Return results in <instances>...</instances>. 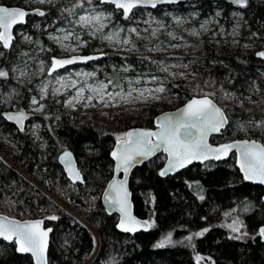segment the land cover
<instances>
[{"label":"trees","instance_id":"1","mask_svg":"<svg viewBox=\"0 0 264 264\" xmlns=\"http://www.w3.org/2000/svg\"><path fill=\"white\" fill-rule=\"evenodd\" d=\"M0 5L32 7L29 0H0ZM102 5L122 25L128 24L123 11ZM191 5L200 23L214 17L218 24H213V30L202 39L193 40L198 48L188 58L192 60L188 71L175 80L177 86L170 91L174 103L161 112L174 110L193 96H209L228 118L226 128L212 136L210 143L256 140L264 145V61L258 57L264 49V0H246L243 7L233 0H186L146 11L153 15H160L163 9L186 13ZM143 11L134 9L131 17ZM41 12L43 16H29L15 34L26 32L36 49L46 48L40 59L49 65L58 51L44 38L42 29L53 21L61 24L64 12L58 3ZM36 23L39 31L32 28ZM17 46L15 40L9 49L0 45V71L8 72L17 57ZM89 49H82V54H89ZM28 52L25 48L23 54ZM112 57L105 55L98 62ZM91 62L83 66L89 67ZM7 77H0V154L14 166L0 155V196L6 197L5 203L0 202V214L21 220L42 219L52 228L48 264H85L88 260L89 264H264L260 237L264 186L244 180L234 153L227 160L192 164L166 177L160 174L165 162L162 154L135 168L129 184L134 212L149 222V229L133 235L121 233L118 217L107 214L100 200L113 175L110 153L117 137H124L131 128L154 129L153 120L160 110L150 109L143 121H127L126 113L119 112L107 121L79 122L70 117L62 101L46 98L43 113L35 119L39 135L33 139L4 119L11 109V100L4 96ZM210 84L218 85L232 101L229 112L216 100L215 92L210 94ZM15 90L22 95V102L35 94L26 84H17ZM247 100L253 104L246 105ZM67 149L77 160L82 184H70L59 165L58 157ZM33 184L46 186L54 199L63 198L59 190L67 185L66 196L76 215L63 210ZM53 216L56 219H49ZM228 224L239 230L231 231ZM169 234L171 242L159 247ZM0 264L34 263L29 255L17 253L15 242L0 240Z\"/></svg>","mask_w":264,"mask_h":264},{"label":"rangeland","instance_id":"2","mask_svg":"<svg viewBox=\"0 0 264 264\" xmlns=\"http://www.w3.org/2000/svg\"><path fill=\"white\" fill-rule=\"evenodd\" d=\"M29 1L32 3L31 10L41 11L53 3H58L64 12L61 24L53 21L42 29L44 38L58 51L57 56L53 57L82 55V49L88 46L90 49L87 55H103L102 58L92 61L89 67L77 65L49 75L51 63L45 65L40 59V55L44 54L46 48L36 49L31 42L32 37L26 32L18 31L15 34V42L18 45L15 51L18 53V58L16 57L15 63H12L7 72L8 77H6L9 82H6L7 92L4 96L5 100L13 101V103L9 101L10 111H19L17 106H22L24 109L21 110L29 114L25 132L33 139H37L39 135L40 125L35 119L43 113L46 98L62 101L70 117L79 122L107 121L111 114L119 112L126 113L127 121H143L146 120L150 109L160 110L161 113V110L173 105L175 97L170 91L177 86L174 83L175 80L184 77L192 62L188 58L198 48L193 40L202 39L204 33L209 34L213 30V24H218L214 17L200 23L195 12L191 10L193 5L186 13L175 9H163L160 15H153L145 9L141 14L131 17V12L128 24L124 26L115 19L111 10L103 8L100 0H92L91 4L87 0H45L44 3L38 0ZM81 2L83 7H76ZM92 9L95 10L94 13ZM98 13H103L106 17L103 20L106 26L100 31L76 23L80 15ZM38 26L39 23H36L32 28L39 31ZM130 28H136L137 32L130 33L128 31ZM154 30L155 35H153ZM65 35L69 36L67 40L63 39ZM107 35H112L111 41L103 38ZM125 39H128L130 43L124 44ZM25 48H29L26 55L23 54ZM109 54L113 55L112 59L107 58L103 62H98ZM162 67H167L168 71H160ZM153 77L157 79L153 81ZM137 79L140 80L139 84H129L130 80ZM58 80H62L63 84L57 83ZM73 81H75V87H73ZM101 83L107 85L106 90L102 92L91 90L99 88ZM17 84L19 86L26 84L35 91V94L28 101L22 102V95L15 90ZM158 87H163L164 92L154 91ZM208 87L212 92L210 94L214 95L213 92H215L216 100L229 112L233 103L227 95L218 85L210 84ZM132 88L136 91H131L129 94ZM42 89L45 91L42 92ZM80 89H83L84 98L77 103L79 98L76 93ZM144 89L153 91H144ZM255 95L258 96V93ZM88 97H92L90 102ZM33 98L37 100L36 104L32 103ZM69 100H72V104H68ZM249 100H252L251 97ZM248 104L253 103L247 100L246 105ZM1 156L7 164L13 165L5 156ZM15 169L27 178L17 167ZM55 183L58 184L59 181ZM33 186L48 198L54 199L46 186L37 184ZM60 189L59 192L63 198L54 200L63 210L75 216V210L70 207L66 196L68 186H61ZM5 200V195L0 196V202L5 203ZM78 220L86 225L80 218ZM227 227L233 231L235 226L228 224ZM89 228L96 239V232L90 226ZM89 263L90 260L85 264Z\"/></svg>","mask_w":264,"mask_h":264},{"label":"snow or ice","instance_id":"3","mask_svg":"<svg viewBox=\"0 0 264 264\" xmlns=\"http://www.w3.org/2000/svg\"><path fill=\"white\" fill-rule=\"evenodd\" d=\"M40 3H44L45 0H38ZM89 4L92 0H87ZM101 3L114 4L116 8L123 10L125 19L129 18V13L137 7H152L155 8L157 3H175L176 0H100ZM234 3L239 4L241 7L245 6L246 0H233ZM76 7H83V3H78ZM93 13L94 9L91 10ZM39 15L43 16V12H39ZM27 13L19 8L9 9L7 7H0V41L3 42L4 47H8L12 36L10 35L11 27L16 23H23ZM106 17L103 13L80 15L76 23L83 27L95 28L96 31L102 30L106 25L103 20ZM110 18V17H108ZM179 23V21H177ZM98 25V27H96ZM63 31V29L61 30ZM130 33H136V28L128 29ZM195 34V33H193ZM118 35V33L116 34ZM155 35V30L153 31ZM52 39L59 40L58 37H51ZM68 35H65L63 39L67 40ZM112 40V35L103 37ZM124 44L130 43L128 39L123 41ZM261 57H264V52L258 53ZM99 57L87 56V57H74L71 59H54L51 63L49 75L52 72H56L58 68H63L68 64H73L78 61L86 62L88 60L98 59ZM186 67V66H185ZM160 71L167 72V67L160 68ZM89 75V74H85ZM7 73L0 71V77H6ZM157 79L153 77V81ZM57 83L63 84L62 80H58ZM139 84L140 80L129 81V84ZM73 87H75V81H73ZM107 89V85L101 83L99 88H92V91H103ZM42 92L45 89L41 90ZM59 91V90H57ZM136 91L132 88L129 90ZM144 91H153L151 89H144ZM156 92H164L163 87L154 89ZM83 89H80L76 96L77 103L84 97L82 95ZM110 95V94H109ZM90 102L92 97L87 98ZM33 104L37 103V100L33 98ZM68 104H72V100L68 101ZM39 110V109H37ZM8 119L15 120L17 123L22 124L25 119L24 114L21 112L18 116H9ZM227 123L224 113L218 108L211 99L205 96L203 99L191 100L184 109L176 116H165L158 122L157 127L159 132H129L125 137H117L121 142L120 146L112 156L116 159V171H123L125 174L124 180L117 182L113 180L108 185V191L105 193V200L118 207L119 212L122 215L120 227L123 231H134L139 225L130 212V204L128 199V192L125 187L127 174L129 169L136 161V157H147L153 154L158 148L163 147V150L168 153L170 159L168 161L169 168L161 172L164 175L168 170L177 167H183L187 163H190L193 159L203 160L212 156L216 159H220L222 155H226L231 149L236 148L240 153V167L244 173L245 179L258 181L264 184V146H261L255 142L249 143L244 141L241 144H226L218 148H210L206 143L207 135L210 132H217ZM156 137V141L153 142L152 137ZM61 161L65 164V167L72 178L73 182L81 180L79 171L75 168L71 154L65 152L61 157ZM82 182V181H81ZM49 219H56V217H49ZM42 221L36 223H19L16 221H8L7 218L0 220V236L4 239H11L15 237V242L19 245L18 250L21 252H31L37 259V264H46L44 259V252L47 247V235L48 232L41 228ZM145 229L149 227L145 223L143 225ZM239 229L233 227V231ZM260 235L264 236V229L260 230ZM191 239V237H189ZM171 242V235L162 241L158 246L163 247L165 244Z\"/></svg>","mask_w":264,"mask_h":264},{"label":"water","instance_id":"4","mask_svg":"<svg viewBox=\"0 0 264 264\" xmlns=\"http://www.w3.org/2000/svg\"><path fill=\"white\" fill-rule=\"evenodd\" d=\"M185 0H176L175 3H157V6H164V5H173V4H176L177 2H184ZM101 3V2H100ZM101 4H108V5H112L115 9L117 10H121L123 11L122 9H118L115 7L114 4H110V3H101ZM0 7H7V6H2L0 5ZM9 9H14V8H19L23 11H25L27 13V15L25 16L24 18V22L23 23H16L14 24L11 29H10V35L12 36V39L10 41V44L8 47H4L3 45V42L0 41V44L1 46L4 48V49H9L12 45V42L14 41L15 39V31L17 29V27H20L22 25H24L26 23V19L29 17V16H32V15H39L38 13L40 12V10H29V9H24V8H21V7H7ZM134 9H153L152 7H137V8H134ZM133 9V10H134ZM0 31H3L2 29H0ZM260 52H264V49L260 50ZM87 56H94V57H99V58H102L103 55H73V56H70V57H53L51 58V63L54 59H71V58H74V57H87ZM259 59L264 61V57H261L260 55H258ZM98 58V59H99ZM97 59H93V60H88L86 62H82V61H78L76 63H73V64H68L66 65L65 67L63 68H58L56 70L57 71H62V70H65L67 68H70V67H73V66H76V65H83V64H86L88 62H91V61H95ZM51 67V65H50ZM49 71H50V68H49ZM54 73V72H52ZM51 73V74H52ZM49 74V72H48ZM205 96H193L191 97L190 99H188L183 105H181L180 107L174 109V110H171V111H165V112H161L159 113L157 116L154 117V120H153V123H154V129L152 130H144V129H141V128H136V127H133L131 128L127 133L129 132H133V133H139V132H154V133H157L160 131V129L157 127V124L159 121H161L165 116H176L178 115L182 109H184L186 107V105L193 99H203ZM208 99H211L212 102L222 110V112L224 113V116L226 118V121L227 123L224 125L223 128H221L219 131L217 132H210L208 135H207V138H206V143L207 145L210 147V148H218V147H221L223 145H226V144H241L243 143L244 141H231V142H228V143H224V144H221V145H215V144H212L210 143V138L212 136H217V135H220L221 132L226 128L227 124H228V118L224 112V110L216 103V101L214 99H212L211 97L207 96ZM23 113L24 114V117L25 119L22 121V124H19L17 123L15 120H10L8 119L9 116H18L20 113ZM30 116L29 114H27L26 112H23V111H7L5 112L4 114V119L12 124L13 126L16 127V129L18 130H23L26 126V123L27 121L29 120ZM126 133V134H127ZM126 134L124 135V137L126 136ZM156 137H152V140L153 142L156 141ZM249 143L251 142H255L261 146H264L262 143H260L259 141H256V140H250L248 141ZM120 141L117 140L114 145H113V148L111 150V153H110V157H111V160L113 161V175L112 177L107 181V183L105 184V187L102 191V194H101V197H100V200H101V205L103 206V208L105 209V211L107 212V214H110V215H116L118 217V222H117V230L121 233H124V234H130V235H133V234H136L138 232H145L149 229V227H147V229H145V227L143 225H145V223L147 225H149V222L147 220H144V219H140L138 218L136 215H135V212H134V205H133V201H132V193L130 191V187H129V184H130V178H131V174L133 172V170L135 168H138V167H141L144 163L150 161L151 159L157 157L158 155H164L165 156V162H164V165L160 171V174L161 172H164L165 169H168L169 168V164H168V161L170 159L169 155L167 152H165L163 150V147L161 148H158L153 154L147 156V157H136V161L138 162H135L133 164V166L129 169L128 171V174H127V179H126V183H125V187L127 189V192H128V199H129V204H130V212H131V216L139 222V225L136 230L134 231H123L120 227V222H121V219H122V215L121 213L119 212L118 210V207L115 206V205H111L109 204L106 200H105V193L108 191V185L113 181V180H116L117 182H120L122 180H124L125 178V174L123 171H120V172H117L116 171V164H117V161L116 159L112 156V153L115 152L117 150V148L120 146ZM65 152H68L71 154V157H72V162L75 166V168L79 171L80 173V176H81V180H78L76 182H73L72 178L69 176V173L65 167V164L61 161V157L64 155ZM234 153L235 155V163H236V166L239 170V172L241 173L242 177L244 178V180L248 183H252V184H257V185H262L264 186V184L262 183H259L258 181H254V180H250V179H245L244 177V173L243 171L241 170V167H240V153L239 151L236 149V148H233L231 149L226 155H222L220 159H216L212 156H209L207 159H203V160H198V159H193L190 163H187L185 166L183 167H177V168H174V169H170L168 170L164 175H161L162 177H166V176H169V175H175L179 172H181L182 170L186 169L188 166L192 165V164H204V163H207V162H219V161H224V160H227L231 154ZM58 162H59V165L61 166L67 180L72 184V185H75V184H82L83 183V175L79 169V166H78V163H77V160L75 158V156L73 155V153L70 151V150H64L58 157ZM82 181V182H81ZM262 201H263V204H264V195L262 197ZM4 218H7L8 221H16V222H19L21 224L23 223H36L37 221H42V224H41V228L45 231L48 232V235H47V247H46V250L44 252V259L46 260V264H48V250H49V243H50V235L52 233V228L50 227H46L45 224H44V220L42 219H30V220H21V219H16V218H11L7 215H3V214H0V220H3ZM261 229H264V225L261 227ZM260 229V230H261ZM260 237L262 238V240L264 241V236H261ZM0 240H3L5 242H15V237H12L11 239H4L2 236H0ZM16 244V250H17V253L20 254V255H29L32 259H33V263L34 264H37V259L35 256L32 255L31 252H21L18 250L19 248V245L15 242Z\"/></svg>","mask_w":264,"mask_h":264},{"label":"bare ground","instance_id":"5","mask_svg":"<svg viewBox=\"0 0 264 264\" xmlns=\"http://www.w3.org/2000/svg\"><path fill=\"white\" fill-rule=\"evenodd\" d=\"M118 11V10H117ZM82 55H84V54H82ZM18 130V129H17ZM19 131H21V130H19Z\"/></svg>","mask_w":264,"mask_h":264},{"label":"flooded vegetation","instance_id":"6","mask_svg":"<svg viewBox=\"0 0 264 264\" xmlns=\"http://www.w3.org/2000/svg\"><path fill=\"white\" fill-rule=\"evenodd\" d=\"M15 40V39H14ZM19 131V130H18Z\"/></svg>","mask_w":264,"mask_h":264}]
</instances>
